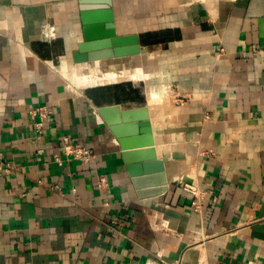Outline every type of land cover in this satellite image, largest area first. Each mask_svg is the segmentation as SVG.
Listing matches in <instances>:
<instances>
[{"label": "crops", "instance_id": "crops-1", "mask_svg": "<svg viewBox=\"0 0 264 264\" xmlns=\"http://www.w3.org/2000/svg\"><path fill=\"white\" fill-rule=\"evenodd\" d=\"M111 3L146 53L76 62L81 0H0V264H264V0ZM124 64L146 80L67 73ZM158 102L178 116L151 119L168 189L141 196L98 107ZM38 106L53 110L41 128ZM65 135L96 159L70 158Z\"/></svg>", "mask_w": 264, "mask_h": 264}, {"label": "water", "instance_id": "water-1", "mask_svg": "<svg viewBox=\"0 0 264 264\" xmlns=\"http://www.w3.org/2000/svg\"><path fill=\"white\" fill-rule=\"evenodd\" d=\"M83 41L74 50L76 62L95 61L146 53L137 34L118 35L111 0H81ZM91 5H104L90 7ZM122 149L123 160L141 196H157L168 189L164 161L155 147L148 106L123 108L121 104L98 107ZM150 184L153 188L145 189Z\"/></svg>", "mask_w": 264, "mask_h": 264}, {"label": "built area", "instance_id": "built-area-1", "mask_svg": "<svg viewBox=\"0 0 264 264\" xmlns=\"http://www.w3.org/2000/svg\"><path fill=\"white\" fill-rule=\"evenodd\" d=\"M222 50V48L220 47ZM53 110L48 106H38L33 108L32 114H37L40 117V121L36 122V127L41 128L45 120L50 119L52 116ZM62 150L66 153L70 158L79 160L83 163H89L96 159L95 152L89 147L84 144L75 142L72 137L69 135H65L62 141ZM57 161L59 164H62V158L58 156ZM4 165L0 164V169H2ZM7 170L10 169V165L7 164ZM99 184L102 186H108V179L105 175L98 176ZM183 188L190 192L193 195V206L195 209H200V198L202 196L201 190L193 183L185 182L182 184ZM159 264V263H153Z\"/></svg>", "mask_w": 264, "mask_h": 264}, {"label": "rangeland", "instance_id": "rangeland-1", "mask_svg": "<svg viewBox=\"0 0 264 264\" xmlns=\"http://www.w3.org/2000/svg\"><path fill=\"white\" fill-rule=\"evenodd\" d=\"M138 58L141 59V56H138ZM140 63H141V61H140ZM111 69H113V68L106 67L105 65H103L101 68L102 74H100V75L97 74L98 69H96V68L94 70H92V72L89 74H86L88 69H83L79 72V74H83V75H78V81L76 82V85L88 87V86H96V85H100V84H111V83L119 82V81H114V79L111 78V74H110ZM118 72L120 73V75L125 77L124 80H122V81H126V80L134 78L131 81H128V83H133V84H137V83L140 84L141 83L140 80H146V78L149 74V72L146 70V67H141V65H140V69H134V68H131V67L126 66L124 64V66L122 67V70H118ZM115 90L118 92L117 93L118 96L125 97V96H129L131 94L130 88L126 89L123 86H121V87L118 86L117 88H115ZM162 102H160L161 104L158 107L161 110L164 108V104H163L164 102L163 103ZM158 104H159V102H158ZM177 118H178V116L175 114V112L170 110L168 117H166L165 115H160V116L157 115V118H156V116H155V123L160 124V123H163L165 120H169V119L173 120V119H177Z\"/></svg>", "mask_w": 264, "mask_h": 264}, {"label": "bare ground", "instance_id": "bare-ground-1", "mask_svg": "<svg viewBox=\"0 0 264 264\" xmlns=\"http://www.w3.org/2000/svg\"><path fill=\"white\" fill-rule=\"evenodd\" d=\"M67 73H68L69 77L71 78L72 83L76 84V82L78 81V74H76V73L74 74L73 71L72 72H67ZM110 74H111V78L114 79V81H119L120 82V81L124 80V78H125L124 76L120 75V73L116 69H111ZM160 104L161 103L159 102V104L157 103V105H155V107L150 109L151 119L153 120V122H155V116L157 118V115H156V113L154 111L156 109H159L158 107L160 106ZM172 111H174V110H172Z\"/></svg>", "mask_w": 264, "mask_h": 264}]
</instances>
